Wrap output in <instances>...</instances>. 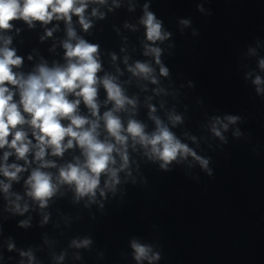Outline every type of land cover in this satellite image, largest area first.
<instances>
[{"label": "clouds", "instance_id": "1", "mask_svg": "<svg viewBox=\"0 0 264 264\" xmlns=\"http://www.w3.org/2000/svg\"><path fill=\"white\" fill-rule=\"evenodd\" d=\"M105 2L106 0H0V30H10L13 27L11 22L15 20H23L30 27L33 21L47 24L53 19L63 20L67 25L69 40L63 44L67 58L65 67L49 69L42 65L38 68V74H29L25 78L22 74L18 75L13 71V67H19L22 64V58L16 56L15 50L7 47L11 42L10 38H6L5 46L0 48V149L11 150L3 152L4 163L0 164V174L8 181L18 180V174L26 168L16 163L9 165L7 163L9 156L14 152L17 160H23L25 165H29L33 161L28 159V155L33 152L34 162L38 164V167L31 171L25 184L29 188L27 195L38 201L40 207L46 206L48 199L55 194L58 184H74L79 196L94 197L100 184L101 174L109 173L110 179L105 182V187L114 188L115 184L119 183L118 170L109 167L115 164L112 156L114 151L118 152L124 161L121 168L127 166L126 153L116 148L115 144L98 139V122L90 121L77 114L82 100L92 115L97 116L98 82L103 84L108 100L114 101V110H119L126 102L133 103L127 100L120 87L113 82L112 77L105 76L102 81L99 80L97 72L101 65L96 57L99 46L77 38L71 26L72 18L76 16L83 30L87 31L91 27V22L85 17L89 4H104ZM143 7L144 14L140 23L145 28L147 41L154 45L156 41L163 42L168 39L171 33L162 30L163 21L158 19L154 12L148 10L150 5L145 4ZM92 15H97L95 8L92 9ZM181 23L188 25L190 21L184 19ZM46 34L51 36L52 32L47 31ZM71 40H76V43H71ZM145 47V55H154L155 63L160 65V74L168 76L169 69L160 60L162 49L150 45ZM259 67L264 70V59L259 61ZM129 71L134 75L151 79L154 84L157 82L152 75L153 69L146 63L137 62L135 67L130 68ZM253 83L257 86V94L264 93V89L260 87L264 84V79L256 76ZM14 89L19 92L18 102L13 99L16 95ZM70 94L77 99L69 100ZM64 119L69 121L67 126L62 124ZM175 119L179 121L180 117H175ZM224 119L228 123H223L217 117L212 126L213 133L222 140L224 137L217 125L226 131L228 124H235L240 117L227 115ZM103 120L109 135L114 137L117 143L123 145L127 137L121 135L122 125L119 118L113 115V111H108L104 113ZM24 125L31 129V136L35 139V143L29 138V133L24 130ZM157 129L152 136H148L144 133L141 124L130 121L127 132L133 138L138 137L141 144L151 145V154L163 161L160 164L161 169L167 170L168 165L178 156L188 155L199 161L204 169L208 168V160L197 156L194 151L176 139L166 127L161 126L159 121H157ZM10 136L11 140H9ZM66 137L67 142L65 143ZM74 146L82 149L85 162L80 164L78 161L76 164L61 167L57 183H53L52 174L41 170L56 166L54 162L45 159L49 154L48 149H51V155L62 156L66 149ZM0 187L7 194L11 183L0 181ZM100 194L104 195L103 190ZM16 199L19 200L20 197L17 196ZM15 207L16 211L21 213L28 210L27 205L23 209L19 204ZM89 243V240H84L76 246H87ZM131 247L134 250V259L137 264H141L142 261L153 264L154 261L160 259L159 253H154L149 245L140 244L134 240Z\"/></svg>", "mask_w": 264, "mask_h": 264}]
</instances>
